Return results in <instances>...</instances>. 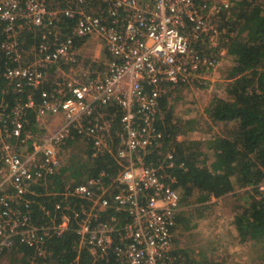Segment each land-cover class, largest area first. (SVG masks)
<instances>
[{
    "label": "built area",
    "instance_id": "obj_1",
    "mask_svg": "<svg viewBox=\"0 0 264 264\" xmlns=\"http://www.w3.org/2000/svg\"><path fill=\"white\" fill-rule=\"evenodd\" d=\"M231 0H0L3 77L17 98L0 101V254L17 242L46 259V242L73 229L75 257L68 264H188L172 253L181 208L175 152L164 145L156 122L162 97L181 85L205 84L227 56L221 14ZM40 32L25 48L21 32ZM92 39L103 63L59 82L51 70L79 65L81 47ZM32 55L25 61L26 52ZM98 63V62H97ZM31 89H39L35 103ZM27 93L25 101L23 93ZM27 109L38 119L59 118L42 137L25 127ZM84 138L92 156L109 153L120 170L64 185L44 221H33V186L46 183L65 162L68 139ZM28 145L18 149L15 142ZM264 199V178L255 186ZM111 209L113 219L103 213ZM82 251L90 259L83 262Z\"/></svg>",
    "mask_w": 264,
    "mask_h": 264
},
{
    "label": "trees",
    "instance_id": "obj_2",
    "mask_svg": "<svg viewBox=\"0 0 264 264\" xmlns=\"http://www.w3.org/2000/svg\"><path fill=\"white\" fill-rule=\"evenodd\" d=\"M234 2L235 5L220 15V23L226 28L223 45L232 61L231 81L226 87L227 98H216L206 109L212 122L224 125V131L209 141L199 138L176 140V135L183 130L177 127L179 122L173 120L168 105L170 94L176 88L167 92L161 100L163 117L156 125L162 132L163 144L171 142L174 148L175 167L172 171L176 180L173 186L180 190L181 204L184 201L187 204L194 193L196 201L202 202L241 187L251 186L254 190V186L264 178V0ZM27 36L30 38L25 37L28 40L25 48L32 47L41 39V35ZM3 55L0 49V101L13 105L17 94L13 93L3 77ZM31 91L35 103H38L40 90ZM27 93H23V101ZM26 118L25 127L36 132L38 124L33 109H27ZM77 139H68L64 150ZM86 153L88 160L72 158L59 166L46 183L37 182L33 186L37 193L32 203L33 221H44L43 209L52 208L68 181L82 183L88 177H97L103 172L104 182H108L121 168L109 153L93 157L90 144ZM157 155L158 152L153 151L147 159L154 160ZM66 172L68 179L65 180L63 176ZM247 196V203L233 220L237 239L240 242L262 241L264 199L255 196V193ZM115 215L113 210L108 209L102 219L109 221ZM179 215L180 212L176 217L177 226L183 221ZM76 241L77 235L71 228L63 236L46 242L50 254L44 260L35 256L31 248L18 242L4 253L9 254L11 264H68L75 257L73 247ZM81 257L85 263L90 259L85 251H82ZM97 264L108 262L99 260Z\"/></svg>",
    "mask_w": 264,
    "mask_h": 264
},
{
    "label": "rangeland",
    "instance_id": "obj_3",
    "mask_svg": "<svg viewBox=\"0 0 264 264\" xmlns=\"http://www.w3.org/2000/svg\"><path fill=\"white\" fill-rule=\"evenodd\" d=\"M231 1L235 5L234 1L236 0ZM24 33L21 32L20 34V39L24 42L23 46L30 38L27 36L29 34ZM30 35L35 37L40 35V32H32ZM81 48L79 59L82 67L80 68L76 64L67 66L63 70L49 71L44 83L45 88H49L51 79H57L61 82L65 75L83 71L90 61L94 60L99 66L102 65L103 54H101L100 47L96 41L90 39ZM31 59L32 55L27 51L24 60L30 61ZM219 60L220 62L211 71L205 84L197 83L191 86H178L170 94L168 101L173 120H178L179 122L177 127L183 131L185 129L196 130V132H191L193 134L203 133V135H196L200 140L209 141L214 135L221 134L224 131V125L221 122H212L206 112L207 107L216 98H227L226 87L231 81L229 80V74L232 68V61L228 55H221ZM220 64H222L221 68L219 67ZM198 90L209 91L210 95L193 93V91L198 92ZM202 114H206L208 118L200 117L196 119L198 115L202 116ZM185 116H190L193 120L195 118L196 121L193 123V120H188ZM43 119L37 120L36 134L39 135L38 137H42L44 128L52 131L59 124V118L56 117L45 116ZM183 131L176 135V140L182 139L180 134ZM191 136L194 135L188 134L185 139H190ZM199 136H202L203 139ZM171 144V142L165 143L158 154L161 155L169 146L172 147ZM15 145L22 150L28 148V145L19 141L15 142ZM88 146L89 142L84 138L74 140L62 154L65 159L63 164H66L72 158L88 160L86 153ZM63 177L65 180L68 179L67 172ZM252 193H255L256 196L255 188L253 190L251 186L241 187L222 196L211 197L202 202L196 201V193H194L187 204H184L185 201L181 204L179 217H182L183 221L178 224L174 232V249H179L187 261L191 260L197 264H264V240L240 242L237 239L236 229L233 224L235 215L243 209L248 201L247 195ZM181 211H184V213ZM186 260L184 261L186 262ZM0 264H11L9 254H4L0 258Z\"/></svg>",
    "mask_w": 264,
    "mask_h": 264
},
{
    "label": "crops",
    "instance_id": "obj_4",
    "mask_svg": "<svg viewBox=\"0 0 264 264\" xmlns=\"http://www.w3.org/2000/svg\"><path fill=\"white\" fill-rule=\"evenodd\" d=\"M237 1V0H236ZM221 65L222 64H220L219 65V67L221 68ZM228 78V77H227ZM229 79V78H228ZM229 80H231V79H229ZM185 91V90H184ZM183 91V92H184ZM193 93H197V95H210V92L209 91H202V90H198V92H195V91H193ZM213 97V96H212ZM211 97V98H212ZM211 102V101H210ZM188 120L189 119H191V120H193V118H191L190 116H185ZM200 117H204V119L205 118H208L207 116H206V114H202V116H199L198 115V117L196 118V119H198V118H200ZM196 119L194 118V120H193V123L196 121ZM210 119V118H209ZM198 121V120H197ZM192 122V121H191ZM191 132H196V130H187V129H185V131L183 132V133H181L180 134V136L182 137V139H180V140H187V139H185L186 137H187V135L189 134V135H194V136H191L190 137V139H192V138H197V136L196 135H203V133H201V132H199V133H191ZM200 138H202V136H199ZM190 139H188V140H190ZM203 139V138H202ZM177 228V224H176V227H175V229ZM174 229V232L176 231ZM174 235H175V233H174ZM174 239V238H173ZM5 252V251H4ZM2 253V255L0 256V258H2V256L5 254V253ZM172 253H173V255H174V257L176 258V259H182V260H186V258L185 257H183L182 256V252H180L179 251V249H174V244H173V247H172ZM186 263H188V264H197V263H193L191 260L190 261H187L186 260Z\"/></svg>",
    "mask_w": 264,
    "mask_h": 264
}]
</instances>
